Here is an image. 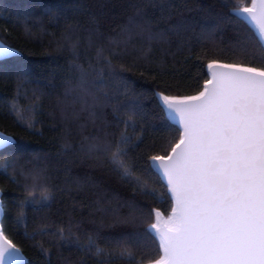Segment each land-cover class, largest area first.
Masks as SVG:
<instances>
[{
	"label": "trees",
	"instance_id": "1",
	"mask_svg": "<svg viewBox=\"0 0 264 264\" xmlns=\"http://www.w3.org/2000/svg\"><path fill=\"white\" fill-rule=\"evenodd\" d=\"M236 2L0 0V42L19 53L0 65V131L15 141L0 149L1 227L24 264H130L124 248L158 258L149 214L167 217L173 201L148 157L170 152L179 126L156 93L197 94L212 61L264 63ZM121 133L134 141L127 179L109 153L88 151Z\"/></svg>",
	"mask_w": 264,
	"mask_h": 264
},
{
	"label": "snow or ice",
	"instance_id": "2",
	"mask_svg": "<svg viewBox=\"0 0 264 264\" xmlns=\"http://www.w3.org/2000/svg\"><path fill=\"white\" fill-rule=\"evenodd\" d=\"M231 14L264 50V0H237ZM18 56V50L0 42V65ZM207 72L210 79L195 95L156 93L166 118L179 126V139L168 142L170 152L148 157L174 202L166 219L157 209L149 214L155 222L146 232L161 253L150 264H264V63L212 61ZM18 118L23 119L19 112ZM14 143L0 131V147ZM133 143L121 133L114 144H90L88 151L109 153L111 164L127 179L133 177L126 159ZM135 183L144 194H154L147 181L135 177ZM42 199L49 200L50 193L43 192ZM64 231L57 234L63 238ZM91 247L90 241L86 250ZM96 254L105 255L99 248ZM119 256L130 264L149 260L137 259L127 248ZM0 264H24L2 227Z\"/></svg>",
	"mask_w": 264,
	"mask_h": 264
},
{
	"label": "water",
	"instance_id": "3",
	"mask_svg": "<svg viewBox=\"0 0 264 264\" xmlns=\"http://www.w3.org/2000/svg\"><path fill=\"white\" fill-rule=\"evenodd\" d=\"M219 63H221V62H219ZM224 64H227V63H224ZM209 79H210V76H209ZM174 123V122H173ZM6 134V133H5ZM6 135H8V134H6ZM1 148H3V147H0V149ZM165 182V181H164ZM174 203V202H173ZM0 204H1V192H0ZM2 215H3V213L2 214H0V227H1V219H2ZM22 253V252H21ZM23 254V253H22ZM24 256V255H23ZM26 261V259H25V256H24V262Z\"/></svg>",
	"mask_w": 264,
	"mask_h": 264
},
{
	"label": "rangeland",
	"instance_id": "4",
	"mask_svg": "<svg viewBox=\"0 0 264 264\" xmlns=\"http://www.w3.org/2000/svg\"><path fill=\"white\" fill-rule=\"evenodd\" d=\"M165 219L167 218V217H164Z\"/></svg>",
	"mask_w": 264,
	"mask_h": 264
}]
</instances>
